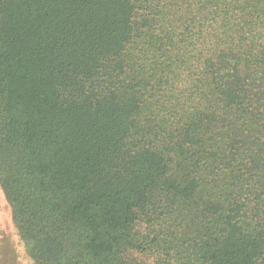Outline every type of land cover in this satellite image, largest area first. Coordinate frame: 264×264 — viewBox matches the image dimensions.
Wrapping results in <instances>:
<instances>
[{"label": "trees", "instance_id": "16d2710c", "mask_svg": "<svg viewBox=\"0 0 264 264\" xmlns=\"http://www.w3.org/2000/svg\"><path fill=\"white\" fill-rule=\"evenodd\" d=\"M0 188L33 264H264V0H0Z\"/></svg>", "mask_w": 264, "mask_h": 264}, {"label": "rangeland", "instance_id": "374dc122", "mask_svg": "<svg viewBox=\"0 0 264 264\" xmlns=\"http://www.w3.org/2000/svg\"><path fill=\"white\" fill-rule=\"evenodd\" d=\"M145 263L149 256L135 255ZM0 264H33L21 241L11 216V209L0 188ZM149 264V263H147Z\"/></svg>", "mask_w": 264, "mask_h": 264}]
</instances>
